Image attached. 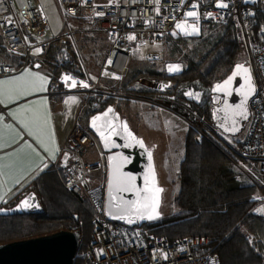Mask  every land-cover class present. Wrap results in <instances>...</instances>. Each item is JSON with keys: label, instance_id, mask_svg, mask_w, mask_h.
Returning <instances> with one entry per match:
<instances>
[{"label": "trees", "instance_id": "obj_1", "mask_svg": "<svg viewBox=\"0 0 264 264\" xmlns=\"http://www.w3.org/2000/svg\"><path fill=\"white\" fill-rule=\"evenodd\" d=\"M255 22L260 43L264 45L262 7L258 8ZM203 23L208 24L205 29H214L218 35L214 44L199 60L189 57L185 59L187 63L184 70L179 76L171 77L177 82L176 86L165 91L146 88L138 83L140 78L160 79L164 77L163 73L155 66L140 69L136 73L129 69L127 78L120 84L124 97L121 100L147 98V94L155 97L171 95L182 81H198L209 86L226 77L233 66L240 62L242 44L237 28L233 23L223 26L208 21ZM175 47L172 52L177 51L178 44ZM3 49L0 35V51ZM61 51L62 48L54 40L43 53V62L34 55L30 58L32 65L46 64L53 84L58 89L62 88L60 78L64 72L71 70L77 75H83L75 58L69 61L59 60ZM11 57L14 58L15 55ZM106 83L114 87L113 81ZM116 99L113 95L91 98L88 109L86 108L88 116L105 109ZM203 112L204 120H197L190 125L186 135L185 155L179 169L181 187L175 199L178 213L145 225L156 235L169 240L188 235L208 237V248L220 256L221 264H264V213L259 210L262 198L258 195L264 183L248 181L243 185L237 184L241 179L235 166L241 160L249 161L240 155L238 147L243 142L233 146L227 141L223 143L220 139L217 140L213 136L214 129L206 126L208 121L212 122L211 111L207 108ZM61 172V163L47 168L22 188L15 198L0 206L11 207L33 190L45 208L42 214L0 215V244L60 230H80L81 244L73 264H83L82 254L91 241L94 228V208L86 195L72 194L65 188Z\"/></svg>", "mask_w": 264, "mask_h": 264}, {"label": "built area", "instance_id": "obj_2", "mask_svg": "<svg viewBox=\"0 0 264 264\" xmlns=\"http://www.w3.org/2000/svg\"><path fill=\"white\" fill-rule=\"evenodd\" d=\"M69 29L73 21H86V30L100 34L109 44L104 70L123 78L128 74L132 57V44H146L179 28L185 22L208 21L223 26L233 23L244 39L249 52V62L256 83V92L250 101L251 118L249 130L240 148V155L259 164L264 173V45L256 28L258 8L264 11V0H222L227 8L217 7L220 0H111L100 3L96 0H59ZM198 4L193 9L192 5ZM157 7L159 12L156 11ZM198 17H189V11ZM103 13V15H97ZM211 13V16L207 14ZM0 35L3 48L23 57L29 64L33 50L44 53L49 44L44 41L46 19L32 0H0ZM135 36V39H129ZM0 56V78L14 72L10 63ZM169 66L177 64L169 63ZM173 72V71H172ZM65 89H91L102 82L91 83L74 72ZM64 76V77H65ZM75 81V86H72ZM87 84L88 87H84ZM95 143L90 130L76 126L62 148L66 154L62 163V178L65 188L72 194L86 195L94 208L93 233L84 250L83 264H221L218 254L209 250L206 236L188 235L175 240L156 235L146 225H129L113 221L106 216V185L97 184L90 173L104 167L102 161H86L85 154ZM264 192V186L261 187ZM102 250V253H101Z\"/></svg>", "mask_w": 264, "mask_h": 264}, {"label": "rangeland", "instance_id": "obj_3", "mask_svg": "<svg viewBox=\"0 0 264 264\" xmlns=\"http://www.w3.org/2000/svg\"><path fill=\"white\" fill-rule=\"evenodd\" d=\"M96 1L105 3L111 0ZM32 2L33 4L39 3L45 12L46 35L43 36L44 41L48 42L50 46V43L55 40L58 47L62 48L61 53L58 55L59 60L69 61L75 58L76 64L83 74L81 77L86 78V80L91 83H96L98 81L102 82V86L93 87L91 89L81 88L68 91L65 89L62 78H64L67 72L73 71L69 70L63 73L60 78L62 88L58 89V86L55 85L54 90L60 97L63 96L64 101L66 100L65 111L68 125L75 127L79 126L81 129L88 130L90 117L86 110L88 109L89 100L97 95H103L104 98L109 95L115 96L117 99L111 104L121 113L122 117L128 120L137 135L143 138L148 147L154 151L159 184L164 188L161 207L163 217L161 219L178 213L179 209L175 205V199L181 187L179 169L180 162L185 155L186 135L190 125H193L197 120L200 121L203 119L204 115H187L181 110L180 106L173 108L172 105H168L169 103L166 97H164V95L167 94L161 97L147 94V96L149 95L147 98L139 97L137 99L126 98L125 100H121L124 97L123 91L120 89V84L127 76L117 78V76L104 70V63L109 62L106 60V52L109 48V44L105 37L100 34L82 31L80 27L86 30V26L88 25L86 21L82 20L78 21L76 19L73 21V27L69 29L59 0H32ZM183 25L189 33L192 31L191 26L196 25L199 30L198 34H185V31L181 32V28H177L146 44H132V57L128 65L132 73H136V71L143 68L155 66L158 71L162 72L164 75V77L160 79L148 77L140 78L138 81L140 85L157 91L169 90L172 86H176L177 82L175 79H171V77L174 78L179 76L184 70L183 68L187 63L185 59L189 57L199 60L214 44V39H216V35H218V32L214 31V29H205L208 25L206 23L185 22ZM239 30L240 29L237 28L238 36L242 44V53L239 57V61L249 62V52L244 39L241 38L242 33ZM176 44H178V49L172 52L176 48ZM37 49L40 48H35L33 54L37 59L43 62L44 54L41 51L37 52ZM171 52L173 54H171ZM0 56H3L7 61H12L10 59L12 56L11 53L4 49L0 51ZM169 63L179 65L180 70L173 72L169 71ZM43 64L44 65L41 64V67L46 68V64ZM109 80L113 81L114 87L106 83ZM181 83H187V81H182ZM181 83L178 84L177 89ZM187 86L190 87L191 85ZM192 86L199 89L197 84H193ZM59 101L60 100H58V102ZM215 102L216 101L213 103ZM209 109L210 111L212 110V105ZM206 126L208 128H213L212 122L209 121L206 123ZM248 130L249 124L246 125L244 131L239 135L231 136L224 134L220 130L214 129L213 136L217 140L220 139L223 143L227 141L235 146L239 142H243ZM225 146H227V144ZM240 147L241 146L238 148L240 149ZM85 159L86 161L100 160L103 162V169L90 173V178L93 179L94 183L106 185L108 171L107 155L97 137H95L93 146L85 154ZM235 168L241 179V181L237 182L238 185H243L248 181H261L264 183V173L261 172L257 162L251 160L245 162L241 160ZM258 195L262 198L259 210L264 213V192L261 188L259 189Z\"/></svg>", "mask_w": 264, "mask_h": 264}, {"label": "water", "instance_id": "obj_4", "mask_svg": "<svg viewBox=\"0 0 264 264\" xmlns=\"http://www.w3.org/2000/svg\"><path fill=\"white\" fill-rule=\"evenodd\" d=\"M41 64L36 63L35 67H39ZM237 65H243L250 69L251 77L255 85L256 83L251 70V65L248 62H237L229 74L219 80L214 81L210 86H203L198 81L199 89L194 88L192 85L187 87L186 93H181V88L187 83H181L176 93L173 95H164L169 99H184L186 103L191 102H204V100L210 95L217 98V101L212 104L211 116H212V127L213 129L220 130L226 135L237 136L244 131L246 125L251 118V106L250 101L255 95V92L249 97L247 107V118L242 116L233 117L232 112L226 110V105H231L233 108L238 105L243 97L237 91L242 85H244V76L242 74L236 75L233 78L232 84L230 85V92H218L216 91L217 84H223L225 80L233 76L236 71ZM192 92L199 95V99L195 96H189L187 93ZM113 109L112 112L108 113L107 116L104 114L108 112V109ZM174 108V107H173ZM95 117H101L97 120V126L101 130L105 131V135L109 136V146H105L104 138H102L96 128L92 127V121ZM238 121L236 127L238 131H229L232 127V120ZM111 124L112 127H107ZM127 125V131L124 129V125ZM89 130L97 137L101 143L104 152L107 155V182H106V216L108 219L126 223L129 225H145L160 220L163 217L161 212L164 188L159 184V176L156 168L154 151L148 147L145 140L137 135L135 130L131 127L128 120L122 117L121 113L117 111L114 105L109 104L105 109L98 111L90 116L89 118ZM115 129V132L112 129ZM131 133L137 140L143 141V147L136 143L134 140L128 138V133ZM115 145V146H113ZM131 145V146H129ZM151 152V160H149L148 153ZM126 157L127 163L123 164L122 171L137 177L136 184L138 188H143L145 185V174L148 173L149 164L152 165L155 172L156 187L163 189L159 195V205L156 211L160 214L158 218L148 219H136L134 223H128L126 219H118L117 216L123 214L118 211L114 205L118 202V198L123 200H136V194L134 192H118L111 193L109 190V181L112 175V169L114 163H121L122 161H110V157ZM151 183V180H149ZM143 195V194H142ZM28 201L30 204L39 205V207H21L23 201ZM4 211H0V215H20V214H42L45 212V208L35 191H30L25 194L15 205L11 207L0 208ZM112 211L113 215H108V212ZM81 244V231L80 230H60L51 234L32 237L28 239L16 240L0 244V264H73L74 259L78 253Z\"/></svg>", "mask_w": 264, "mask_h": 264}, {"label": "crops", "instance_id": "obj_5", "mask_svg": "<svg viewBox=\"0 0 264 264\" xmlns=\"http://www.w3.org/2000/svg\"><path fill=\"white\" fill-rule=\"evenodd\" d=\"M35 5L45 16L40 4ZM16 56L10 58L12 61L2 58L3 62L12 64L14 72L0 78V81H18L27 72L45 77L46 83L41 91L39 81H35V90L27 88L28 94H21L24 89L17 84H0V88L13 89L8 96H0V206L15 198L22 188L47 168L63 163L66 154L61 150L75 127L68 125L66 100L55 92L48 69L42 65L36 68L30 62L25 65L23 59ZM26 79L34 78L29 75ZM24 122H28L32 132L37 134L43 126V144L25 127ZM51 152L55 153L54 159Z\"/></svg>", "mask_w": 264, "mask_h": 264}, {"label": "snow or ice", "instance_id": "obj_6", "mask_svg": "<svg viewBox=\"0 0 264 264\" xmlns=\"http://www.w3.org/2000/svg\"><path fill=\"white\" fill-rule=\"evenodd\" d=\"M159 3V0H157V4ZM217 7L221 8H227L228 4L223 3L222 0L217 3ZM193 9L198 8V4L192 5ZM157 12H159V8L156 9ZM97 15H103V13H97ZM208 16H211V13L207 14ZM187 16L189 17H198V13L196 11H189L187 13ZM177 27L181 28V30L185 31V34H198V27L196 25L191 26V33L187 32L185 29V26L183 24L177 25ZM129 39H135V36H129ZM37 52H40L41 49H37ZM111 63V61H109ZM180 66H169V71H179ZM242 74L244 76V85H242L240 88L237 89V91L240 93V95L243 97L242 101L236 105L234 108L231 105H226V110H229L232 112L233 117L236 116H242L245 119L247 118V101L249 97L256 91L254 82L251 77V72L249 68L244 67L243 65H237L236 71L233 73L232 77H229L227 80L223 82V84H217L216 85V91L218 92H228L230 95V85L232 84L233 78L236 75ZM31 75L34 79L28 80L26 79L27 76ZM119 78V77H117ZM66 82L71 79L69 76H65L63 78ZM35 81H39V90H44V84L46 83V78L43 76H40L39 74H31V73H25L24 76H21L18 78V81H0V84H17L19 88L24 89L21 94H28L27 88L32 87L35 90ZM72 86H75V81H73ZM84 87H88L87 84H83ZM13 89L10 88H0V96H8ZM189 96H195L196 99H199V95L189 92L187 93ZM17 98V97H12ZM75 99V98H70ZM113 109L109 108L108 112H106L104 115L107 116L108 113L112 112ZM2 119V117H0ZM101 117H95L92 121V127L96 128L99 132L100 136L104 138L105 146H109V136L105 135V131L101 130L100 127L97 126L96 121L100 120ZM23 122V121H22ZM25 127L29 128V131L32 132V128L29 126L28 122H24ZM238 121L233 119L232 120V127H230L229 131H238V127H236ZM107 127H112L111 124H108ZM125 131H127V125L124 126ZM113 132H115V129H112ZM39 134L37 132H32L33 135H37L38 139H41V136L43 135V126L38 129ZM128 138L130 140H134L136 143L140 144L141 147H143V141L137 140L130 132L128 133ZM41 143H44V140L41 139ZM115 146V145H113ZM131 146V145H129ZM58 150V149H57ZM52 158H55V153L51 152ZM149 160H151V152L148 153ZM110 161L116 162V161H122L121 163H114L113 169H112V175L111 179L109 181V190L111 193H118V192H134L136 194L137 199L128 201L123 200L122 198H116L117 203L114 205V207L120 211L121 215L117 216L118 219H126L128 223H134L136 219H156L159 217V213L156 211L158 205H159V193L163 191V189L156 187V181H155V172L151 164H149L148 173L145 174V185L143 188H138L136 184L137 177L128 173H124L122 171L123 164L127 163L126 157H117L112 156L109 158ZM149 180H151V183H149ZM19 183V181H16ZM143 194V195H142ZM2 199V197H0ZM21 207H39V205H33L30 204L27 200L23 201L21 204ZM0 211H4L0 209ZM108 215L112 216V211L108 212ZM102 253V250H101Z\"/></svg>", "mask_w": 264, "mask_h": 264}, {"label": "flooded vegetation", "instance_id": "obj_7", "mask_svg": "<svg viewBox=\"0 0 264 264\" xmlns=\"http://www.w3.org/2000/svg\"><path fill=\"white\" fill-rule=\"evenodd\" d=\"M185 82V81H184ZM193 84H197V83H188L181 88V93L182 94H185L186 93V90L185 88H187L188 86L187 85H193ZM177 88L175 89V92H176ZM175 92L173 94H175ZM171 94V95H173ZM166 100L168 101V105H172V107H177V106H180L181 110L184 111L187 115H196V114H200V115H203L204 114V110H206L207 108H209L212 103L214 101H217V98L213 97V96H209L207 97L204 102H191V103H186L184 99H169V98H166ZM209 106V107H208Z\"/></svg>", "mask_w": 264, "mask_h": 264}, {"label": "clouds", "instance_id": "obj_8", "mask_svg": "<svg viewBox=\"0 0 264 264\" xmlns=\"http://www.w3.org/2000/svg\"><path fill=\"white\" fill-rule=\"evenodd\" d=\"M95 136V135H94Z\"/></svg>", "mask_w": 264, "mask_h": 264}]
</instances>
